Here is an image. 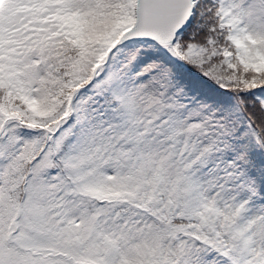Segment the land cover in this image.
Returning <instances> with one entry per match:
<instances>
[{"label": "snow or ice", "instance_id": "obj_1", "mask_svg": "<svg viewBox=\"0 0 264 264\" xmlns=\"http://www.w3.org/2000/svg\"><path fill=\"white\" fill-rule=\"evenodd\" d=\"M0 264H264V0H0Z\"/></svg>", "mask_w": 264, "mask_h": 264}]
</instances>
